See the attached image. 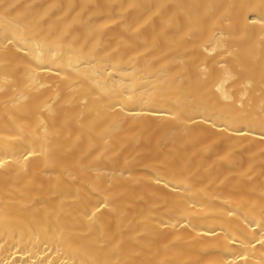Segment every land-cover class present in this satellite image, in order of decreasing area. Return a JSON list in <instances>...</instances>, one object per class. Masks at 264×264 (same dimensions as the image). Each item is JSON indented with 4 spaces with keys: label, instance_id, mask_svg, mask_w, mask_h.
I'll return each instance as SVG.
<instances>
[{
    "label": "bare ground",
    "instance_id": "bare-ground-1",
    "mask_svg": "<svg viewBox=\"0 0 264 264\" xmlns=\"http://www.w3.org/2000/svg\"><path fill=\"white\" fill-rule=\"evenodd\" d=\"M0 264H264V0H0Z\"/></svg>",
    "mask_w": 264,
    "mask_h": 264
}]
</instances>
